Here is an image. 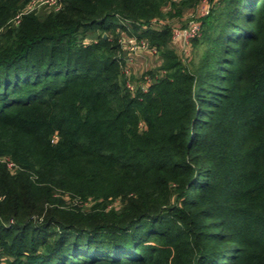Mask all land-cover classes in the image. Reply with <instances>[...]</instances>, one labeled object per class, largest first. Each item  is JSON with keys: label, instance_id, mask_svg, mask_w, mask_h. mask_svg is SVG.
Masks as SVG:
<instances>
[{"label": "trees", "instance_id": "trees-1", "mask_svg": "<svg viewBox=\"0 0 264 264\" xmlns=\"http://www.w3.org/2000/svg\"><path fill=\"white\" fill-rule=\"evenodd\" d=\"M30 2L0 0V264H264V0ZM202 7L183 59L163 20Z\"/></svg>", "mask_w": 264, "mask_h": 264}, {"label": "rangeland", "instance_id": "rangeland-1", "mask_svg": "<svg viewBox=\"0 0 264 264\" xmlns=\"http://www.w3.org/2000/svg\"><path fill=\"white\" fill-rule=\"evenodd\" d=\"M33 0H31L32 2ZM41 1V2H40ZM37 2V12L45 13L50 10L51 6L57 4L56 0H40ZM53 1V2H52ZM30 2V3H31ZM29 3V4H30ZM204 11V8H199L193 14H189V11L183 12L182 15H176L173 17L167 16L163 21L167 24H171L174 27L175 42L173 48L177 51L178 55L183 59L189 55L186 47L189 45L194 35L199 36L201 34V26H193L191 24L200 21L199 16ZM208 12V11H207ZM159 23H157L158 26ZM193 30L194 32H191ZM119 38L123 49V55L127 59L129 69L136 77H140L146 70L150 68H157L160 66L162 57L154 50H150L142 45L143 39H138L136 36L128 34L126 31L121 32ZM90 38L91 35H88ZM88 38V39H89ZM136 40V42L134 41ZM136 49L133 50V49ZM189 48V47H188Z\"/></svg>", "mask_w": 264, "mask_h": 264}, {"label": "built area", "instance_id": "built-area-1", "mask_svg": "<svg viewBox=\"0 0 264 264\" xmlns=\"http://www.w3.org/2000/svg\"><path fill=\"white\" fill-rule=\"evenodd\" d=\"M38 1H40V0H33V1L28 5V9H27L26 12H28V11H32L33 9L37 8V7H36V4H37ZM40 2H41V1H40ZM52 2H53V1H52ZM21 14H23V13H20V14L17 16L18 21H19V17H20ZM191 25H192V27H193V26H199V24H197V23H193V24H191ZM191 32H194V31L191 30ZM134 41L136 42V40H134ZM142 45H143L144 47L150 49L149 44H148V42H147L145 39L142 40ZM132 49H133V48H132ZM133 50L136 51V49H133ZM150 50H152V49H150ZM154 51H155V50H154ZM127 72H128V71H127ZM129 86L132 87L130 84H129ZM9 165H10V166H13V163H10Z\"/></svg>", "mask_w": 264, "mask_h": 264}, {"label": "water", "instance_id": "water-1", "mask_svg": "<svg viewBox=\"0 0 264 264\" xmlns=\"http://www.w3.org/2000/svg\"><path fill=\"white\" fill-rule=\"evenodd\" d=\"M105 36H106V34H105Z\"/></svg>", "mask_w": 264, "mask_h": 264}]
</instances>
